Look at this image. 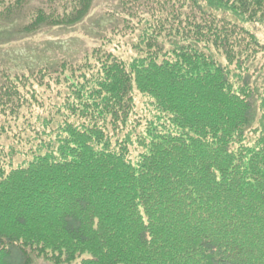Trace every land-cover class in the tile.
<instances>
[{
  "label": "trees",
  "instance_id": "16d2710c",
  "mask_svg": "<svg viewBox=\"0 0 264 264\" xmlns=\"http://www.w3.org/2000/svg\"><path fill=\"white\" fill-rule=\"evenodd\" d=\"M28 1L0 22L36 36L95 0ZM119 3L80 62L0 72V264H264V0Z\"/></svg>",
  "mask_w": 264,
  "mask_h": 264
},
{
  "label": "rangeland",
  "instance_id": "374dc122",
  "mask_svg": "<svg viewBox=\"0 0 264 264\" xmlns=\"http://www.w3.org/2000/svg\"><path fill=\"white\" fill-rule=\"evenodd\" d=\"M40 7H46L45 0H29L25 14ZM120 9L119 0H95L90 16L82 25L70 29L44 28L36 36L19 33L18 26L24 24L23 20L17 19L8 24L0 22V72L7 70L24 73L66 60L71 63L80 62L85 52H91L100 46V39L119 26L112 14ZM260 33L264 42V30ZM117 39L120 40V44H117L120 50L116 52L126 56L124 58L131 56L133 51L129 37L119 36ZM255 71L252 79L261 88L264 85V54L259 56ZM142 100V97H138V114L143 117L141 124L144 129L146 121L152 116L146 111ZM21 160V157H15L16 164ZM34 264L49 263L36 260Z\"/></svg>",
  "mask_w": 264,
  "mask_h": 264
}]
</instances>
